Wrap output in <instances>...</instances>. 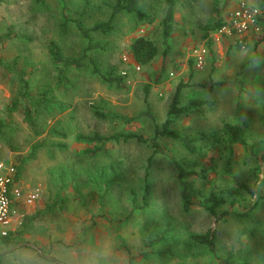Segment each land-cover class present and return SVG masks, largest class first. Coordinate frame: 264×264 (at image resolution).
Here are the masks:
<instances>
[{
  "label": "rangeland",
  "instance_id": "obj_1",
  "mask_svg": "<svg viewBox=\"0 0 264 264\" xmlns=\"http://www.w3.org/2000/svg\"><path fill=\"white\" fill-rule=\"evenodd\" d=\"M237 1L177 0L170 51L163 56L162 0H135L153 21L139 23L119 13L109 31L89 32L91 44H97L89 49L76 20L83 28L107 21L114 0H0V140L17 166L22 164L20 181L41 187L29 214L58 189L69 196L65 211L35 221L11 244H0V264H60L47 257L61 264H264V198L258 199L264 194V33L218 46L228 37L217 40L204 30ZM246 1L259 5L264 17V0ZM138 36L153 40L158 54L136 69L130 46ZM51 41L65 56L85 54L80 67L65 70L62 83ZM201 45L204 62L196 67L190 54ZM196 68L207 73L204 79L194 80ZM21 80H27L29 94L45 89L52 98L32 111L31 121L22 95L20 107L8 111ZM178 82L181 105L205 103L188 107L172 127L188 135L217 131L219 141H197V151L190 153L167 136L156 139L155 147L135 138L79 139L95 132L151 137ZM95 108L107 115L98 117ZM225 121L243 127L247 145L223 139ZM178 160L195 162L199 171L191 176L196 197L187 211L174 169ZM211 193L221 199L219 217L204 207ZM209 229L215 233L214 252L190 238Z\"/></svg>",
  "mask_w": 264,
  "mask_h": 264
},
{
  "label": "trees",
  "instance_id": "obj_2",
  "mask_svg": "<svg viewBox=\"0 0 264 264\" xmlns=\"http://www.w3.org/2000/svg\"><path fill=\"white\" fill-rule=\"evenodd\" d=\"M176 1L177 0H162L163 14L160 23H161V34L164 42V49L162 50L163 56H166L170 51L169 38L173 29V19H174ZM122 12L132 15L133 17L136 18L137 21H139V23H144V22L150 23L153 21L152 16L146 13V11L142 7L138 6L135 0H114V3L111 5L109 18L107 21L95 22L90 28H83L80 19L76 20V24L79 31L81 32L82 36L87 40L88 44L86 46V49H89L93 46L95 47L97 45V44L95 45L91 44L92 39L89 32L91 30H100L103 32L109 31L112 28L111 22L113 21V19L116 17V15ZM221 22H222V17L217 18L215 23L207 22L204 26L205 35L209 36L211 32H213L216 28H218L221 25ZM263 30H264V25H263ZM130 49L133 60L140 66L149 64L151 61L154 60V58L158 54V47L156 43L150 38H147L145 36L136 37L132 41ZM49 52L55 63V70H56L58 83H62L66 81L67 76L65 70L70 66L80 67L82 64L81 61L85 56V54H83L81 57L65 56L62 50L60 49V47L53 41L50 42ZM191 58L193 59L192 61H195L193 57ZM12 62H15V60H13ZM6 65L8 69L12 70V68L8 64ZM94 70H96L95 66H94ZM161 79L157 78L156 81ZM108 80H110V78H108ZM117 80L119 81L118 78ZM21 81H23V84L20 86L19 92H17L12 97L8 111L12 112L17 110L18 107H20V105L22 104L20 95H22L26 100V103L24 104L25 105L24 113L27 117V120L31 121L32 111L35 110V108L39 105L44 106L47 104H51L52 98L48 95V91L45 89L40 91L39 94H29L27 88L28 85L27 80H21ZM149 88L150 85L148 83L144 85L145 99L147 98ZM181 88H182V82H178L175 91L172 95V99L169 103V107L166 111L165 117L160 124L155 125L154 132L151 137H144L134 132H117L108 136L100 135L99 133L95 132L93 134H81L78 137L79 139H83L85 141L99 142V143H104L105 141L112 139L118 140L119 138H123V139L135 138L138 141L151 142V145L155 147L156 139H158L160 136H167L174 140H177L190 153H195L197 151V144H196L197 141H209V140L214 142L219 141L220 138H219V133L217 131L211 133L201 131L195 135H188V134L180 133L179 131L175 130L172 127V123H174V121L182 113L188 110L189 109L188 107L205 103L203 100L194 99L190 101V104L188 106L181 105L180 102ZM94 112L98 117H105L107 115L105 111L98 108H95ZM110 115L114 116L113 114ZM2 124L3 123L0 121V126ZM220 133L223 139L229 143L247 145V141L244 136V129L239 124L225 121L222 124ZM2 135L3 134L0 133V137H2ZM152 157H153V153L150 154L147 158L148 164L146 166V172L144 178L146 183L144 199L147 197V188H148L147 178L149 175V166ZM192 165L195 166L196 164L195 162L189 160H178L174 162V169L176 171V176L178 178V182L180 185L182 208L185 211L189 210L190 207L194 204L196 197V189L194 188L193 179L191 178V176L192 175L196 176V174H198L199 171L195 170L192 167ZM21 168H22V164L20 163L17 166V177H19L21 174L20 173ZM260 198H264V194H259L258 199ZM205 200L209 202L206 203L204 201L205 209L212 215L219 217L216 208L220 205L221 199L217 198L215 194L211 193L206 197ZM68 203H69L68 194H64L60 189H58L51 195V197L46 202H44L40 210H37L31 214H27L24 217L22 225L16 230L14 234H11L10 236H8L3 240V245L11 244L16 236H21L22 234L28 232L35 221H38L45 217H53L55 214L62 213L67 209ZM190 238L196 242L206 244L209 247L210 251L214 252L215 233L212 230L209 229L205 233H192L190 234ZM126 252L129 255V250L127 248H126ZM47 258L61 264V261L55 258L52 257H47ZM129 260L130 261L132 260L131 255L129 256Z\"/></svg>",
  "mask_w": 264,
  "mask_h": 264
},
{
  "label": "built area",
  "instance_id": "obj_3",
  "mask_svg": "<svg viewBox=\"0 0 264 264\" xmlns=\"http://www.w3.org/2000/svg\"><path fill=\"white\" fill-rule=\"evenodd\" d=\"M262 22L263 10L259 5L238 0L222 15L221 25L213 31V36L217 40L229 37L240 43L246 42L254 34H262ZM205 53L204 45L191 52L196 67L202 66ZM139 68L137 64L136 69ZM17 164L11 149L0 140V244L16 232L40 199V185H24L17 177Z\"/></svg>",
  "mask_w": 264,
  "mask_h": 264
},
{
  "label": "crops",
  "instance_id": "obj_4",
  "mask_svg": "<svg viewBox=\"0 0 264 264\" xmlns=\"http://www.w3.org/2000/svg\"><path fill=\"white\" fill-rule=\"evenodd\" d=\"M236 3H237V2H236ZM236 3H235V4H236ZM235 4H233L232 6H234ZM230 8H231V7H230ZM230 8H229V9H230ZM263 19H264V17H263ZM263 33H264V31H263ZM222 39H223V42H222L221 40H218V41H219V44H217L218 46H223L224 44H226V45L229 44L228 41H231L232 38H229V37H228V38H222ZM229 39H230V40H229ZM232 40H233V39H232ZM196 69H198V68H196ZM199 69H202V68H199ZM199 69H198V72H196L197 74L195 73L196 75H194V80H195V81H199V79H202V78L204 79V76L207 74V73H206V74H203L202 72H200L201 70H199ZM194 80H192V81H194ZM19 177H20V179H21V176H19ZM21 182H22V181H21ZM39 200H40V199H39ZM39 200L36 202V205L39 203ZM34 208H35V207H34Z\"/></svg>",
  "mask_w": 264,
  "mask_h": 264
}]
</instances>
